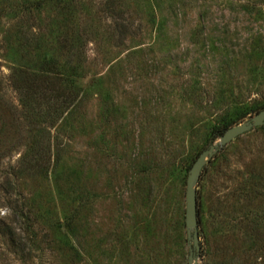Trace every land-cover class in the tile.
I'll list each match as a JSON object with an SVG mask.
<instances>
[{
  "label": "rangeland",
  "instance_id": "374dc122",
  "mask_svg": "<svg viewBox=\"0 0 264 264\" xmlns=\"http://www.w3.org/2000/svg\"><path fill=\"white\" fill-rule=\"evenodd\" d=\"M264 0H0V264H264Z\"/></svg>",
  "mask_w": 264,
  "mask_h": 264
},
{
  "label": "water",
  "instance_id": "95a60500",
  "mask_svg": "<svg viewBox=\"0 0 264 264\" xmlns=\"http://www.w3.org/2000/svg\"><path fill=\"white\" fill-rule=\"evenodd\" d=\"M264 125V109L260 111L250 121L231 127L227 129L218 139V144L210 146L207 150L203 151L193 163L186 181L185 190V228L188 242L192 244V251L189 254V263L195 260L194 254L197 255L200 251L199 238L197 232V207L196 196L194 191V184L200 177L207 162L212 159L221 147L226 146L234 139L238 138L245 133H248L253 128L261 127Z\"/></svg>",
  "mask_w": 264,
  "mask_h": 264
},
{
  "label": "trees",
  "instance_id": "16d2710c",
  "mask_svg": "<svg viewBox=\"0 0 264 264\" xmlns=\"http://www.w3.org/2000/svg\"><path fill=\"white\" fill-rule=\"evenodd\" d=\"M226 130H223V131H219L218 135L217 136H212V140L214 141L216 138L220 137Z\"/></svg>",
  "mask_w": 264,
  "mask_h": 264
}]
</instances>
